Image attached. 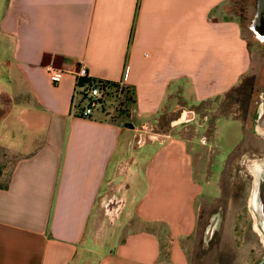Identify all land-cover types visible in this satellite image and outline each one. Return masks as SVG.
I'll return each mask as SVG.
<instances>
[{
  "label": "crops",
  "instance_id": "0c3cea01",
  "mask_svg": "<svg viewBox=\"0 0 264 264\" xmlns=\"http://www.w3.org/2000/svg\"><path fill=\"white\" fill-rule=\"evenodd\" d=\"M235 2L0 0V94L40 138L0 181V264H190L211 182L190 127L253 74L247 30L264 41L260 0L247 20ZM81 63L92 78L126 82L123 119L75 115V77L55 83L46 66ZM259 93L251 130L264 139ZM215 118L211 141L224 120L239 133L234 149L248 124Z\"/></svg>",
  "mask_w": 264,
  "mask_h": 264
},
{
  "label": "rangeland",
  "instance_id": "374dc122",
  "mask_svg": "<svg viewBox=\"0 0 264 264\" xmlns=\"http://www.w3.org/2000/svg\"><path fill=\"white\" fill-rule=\"evenodd\" d=\"M236 13L244 20L255 12V0H235ZM251 35L254 72L244 80L243 85L217 104L216 114L201 118L203 126L197 122L190 127V136L195 137L192 149L203 164V186L205 195L199 197L197 206L200 212L201 231L193 238L189 248L190 264H259L264 259V240L254 227V216L249 205L252 193L253 174L251 159L264 156V139L253 134L251 124L260 104L259 90L264 89V41ZM264 39V37L262 38ZM255 89L252 88V84ZM107 115L123 119L128 112V104L104 106ZM237 116L248 127L241 142L234 148L233 133L222 125L216 142L211 141L215 130V116ZM196 123V124H195ZM195 125L199 127L198 135ZM207 141V142H205ZM40 138L26 132L16 118L12 102L7 94H0V181H6L17 160L29 154L38 146ZM200 177V176H199ZM218 189L216 188V185ZM217 191L207 193L209 189ZM208 195H207V194ZM218 214L220 227L207 239V230ZM115 215V214H114ZM108 218L107 215H105ZM114 217V216H113Z\"/></svg>",
  "mask_w": 264,
  "mask_h": 264
},
{
  "label": "built area",
  "instance_id": "2783aa9c",
  "mask_svg": "<svg viewBox=\"0 0 264 264\" xmlns=\"http://www.w3.org/2000/svg\"><path fill=\"white\" fill-rule=\"evenodd\" d=\"M46 71L55 83L69 72L75 77L77 89L74 95L73 110L75 115L82 118H92L96 111L103 110L104 106H110V104L120 105L121 108L127 104V98L132 96L124 80L112 82L92 78L84 63L79 64L73 71L48 64Z\"/></svg>",
  "mask_w": 264,
  "mask_h": 264
},
{
  "label": "flooded vegetation",
  "instance_id": "af4514ba",
  "mask_svg": "<svg viewBox=\"0 0 264 264\" xmlns=\"http://www.w3.org/2000/svg\"><path fill=\"white\" fill-rule=\"evenodd\" d=\"M251 162L253 182L249 205L255 219L254 227L261 233L264 240V157H255L251 159ZM217 218H220L218 214L215 215L210 225H214ZM218 226L220 227V219Z\"/></svg>",
  "mask_w": 264,
  "mask_h": 264
},
{
  "label": "bare ground",
  "instance_id": "6f19581e",
  "mask_svg": "<svg viewBox=\"0 0 264 264\" xmlns=\"http://www.w3.org/2000/svg\"><path fill=\"white\" fill-rule=\"evenodd\" d=\"M263 32H264V29H263ZM219 219L220 218H217V220H215L214 225L208 226L207 239L210 238V236L219 228V226H218ZM259 264H264V259Z\"/></svg>",
  "mask_w": 264,
  "mask_h": 264
},
{
  "label": "water",
  "instance_id": "95a60500",
  "mask_svg": "<svg viewBox=\"0 0 264 264\" xmlns=\"http://www.w3.org/2000/svg\"><path fill=\"white\" fill-rule=\"evenodd\" d=\"M260 20L262 23V26H264V4L261 2H259L258 4V11H257V15H256V22Z\"/></svg>",
  "mask_w": 264,
  "mask_h": 264
},
{
  "label": "trees",
  "instance_id": "16d2710c",
  "mask_svg": "<svg viewBox=\"0 0 264 264\" xmlns=\"http://www.w3.org/2000/svg\"><path fill=\"white\" fill-rule=\"evenodd\" d=\"M127 100H128V101H130V100H131V98H130V97H128V98H127Z\"/></svg>",
  "mask_w": 264,
  "mask_h": 264
}]
</instances>
